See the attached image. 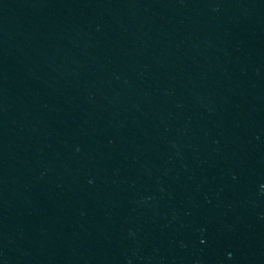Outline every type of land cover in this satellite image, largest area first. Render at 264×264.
I'll return each instance as SVG.
<instances>
[{
  "label": "water",
  "instance_id": "1",
  "mask_svg": "<svg viewBox=\"0 0 264 264\" xmlns=\"http://www.w3.org/2000/svg\"><path fill=\"white\" fill-rule=\"evenodd\" d=\"M0 264H264V0H0Z\"/></svg>",
  "mask_w": 264,
  "mask_h": 264
}]
</instances>
